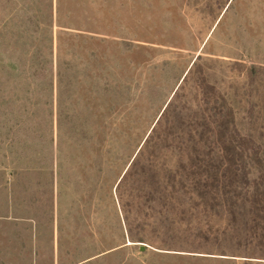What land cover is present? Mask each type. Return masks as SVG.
Masks as SVG:
<instances>
[{
    "label": "rangeland",
    "instance_id": "rangeland-1",
    "mask_svg": "<svg viewBox=\"0 0 264 264\" xmlns=\"http://www.w3.org/2000/svg\"><path fill=\"white\" fill-rule=\"evenodd\" d=\"M0 264H264V0H0Z\"/></svg>",
    "mask_w": 264,
    "mask_h": 264
},
{
    "label": "trees",
    "instance_id": "trees-1",
    "mask_svg": "<svg viewBox=\"0 0 264 264\" xmlns=\"http://www.w3.org/2000/svg\"><path fill=\"white\" fill-rule=\"evenodd\" d=\"M50 65H51V70L49 72L50 75L48 77H47V75H45V70H42V69L40 71L35 70V74H36V76H37L38 79L49 80L50 81V85L53 88H54V84H55V81H56L57 86L60 89V90L59 89L57 90L58 92H60L59 101H57V104L59 106V108L57 109V124L59 125V128L61 129V126H63L62 122L64 121V119H66V117H65V110H64L63 104H62V102H63V99H62V97H63L62 96V93L63 92H62V90L64 89L65 84H66V72L67 71L62 66V63L61 64H57V66H56V73L54 71L55 70V64H54V62H52ZM57 99H58V96H57Z\"/></svg>",
    "mask_w": 264,
    "mask_h": 264
}]
</instances>
